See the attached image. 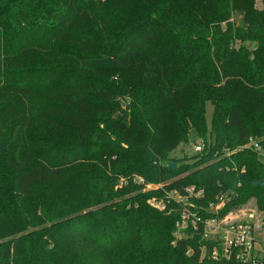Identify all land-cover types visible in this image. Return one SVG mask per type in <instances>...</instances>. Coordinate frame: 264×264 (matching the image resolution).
Instances as JSON below:
<instances>
[{"label":"trees","instance_id":"16d2710c","mask_svg":"<svg viewBox=\"0 0 264 264\" xmlns=\"http://www.w3.org/2000/svg\"><path fill=\"white\" fill-rule=\"evenodd\" d=\"M251 137L264 149L255 0H0V264H244L177 230L170 192L264 219Z\"/></svg>","mask_w":264,"mask_h":264},{"label":"built area","instance_id":"2783aa9c","mask_svg":"<svg viewBox=\"0 0 264 264\" xmlns=\"http://www.w3.org/2000/svg\"><path fill=\"white\" fill-rule=\"evenodd\" d=\"M255 5L258 8H264V0L258 1ZM244 147L257 153L264 162V149L257 139L249 138ZM201 149L200 142L193 144L194 151L199 152ZM138 181L142 182V179L139 178ZM184 191V195H180L176 191L170 192V196L174 199L183 201L176 221L177 230L190 227L198 232L203 240L212 241V248L209 252L212 259L233 258L244 264H264V219L262 213L256 218L251 213L249 220H238L234 218L236 214L233 215V209L221 214L225 204L233 198L230 194L219 193L215 200L204 207L196 206L192 202L203 195L201 189L188 186L184 188ZM150 204L161 209L164 208L162 201L151 199ZM202 252L204 253V250Z\"/></svg>","mask_w":264,"mask_h":264},{"label":"rangeland","instance_id":"374dc122","mask_svg":"<svg viewBox=\"0 0 264 264\" xmlns=\"http://www.w3.org/2000/svg\"><path fill=\"white\" fill-rule=\"evenodd\" d=\"M258 1L260 0H255V4L258 3ZM211 116H212V105L210 103H207L206 105V123H207V127L210 128V120H211ZM190 140H195V138L193 136L190 137ZM196 142H199V140H196ZM194 142V143H196ZM193 142H190L188 144L185 145H181L174 153L173 155L175 157H181L183 155V153H185L186 155H190L194 153L193 150ZM162 186L160 183H147V185L145 186V189H152V188H157ZM151 201V200H150ZM254 214V217L256 218L259 214H261L260 211H258L255 207V202L253 199L248 200L246 203L244 204H239L237 206H235L233 208V215H235L234 218L238 219V220H249V214Z\"/></svg>","mask_w":264,"mask_h":264},{"label":"water","instance_id":"95a60500","mask_svg":"<svg viewBox=\"0 0 264 264\" xmlns=\"http://www.w3.org/2000/svg\"><path fill=\"white\" fill-rule=\"evenodd\" d=\"M169 165H170V166H175V163L172 162V163H170Z\"/></svg>","mask_w":264,"mask_h":264}]
</instances>
